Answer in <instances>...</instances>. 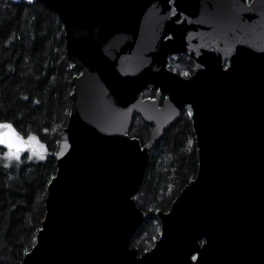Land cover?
Returning a JSON list of instances; mask_svg holds the SVG:
<instances>
[{
	"label": "water",
	"instance_id": "water-1",
	"mask_svg": "<svg viewBox=\"0 0 264 264\" xmlns=\"http://www.w3.org/2000/svg\"><path fill=\"white\" fill-rule=\"evenodd\" d=\"M10 1L58 16L80 72L42 225L20 264H264V0ZM180 56L192 75L168 68ZM184 111L197 172L155 213L159 238L138 256L130 241L149 214L134 196ZM135 115L152 126L144 145L129 135ZM21 139L17 155L33 152Z\"/></svg>",
	"mask_w": 264,
	"mask_h": 264
},
{
	"label": "trees",
	"instance_id": "trees-1",
	"mask_svg": "<svg viewBox=\"0 0 264 264\" xmlns=\"http://www.w3.org/2000/svg\"><path fill=\"white\" fill-rule=\"evenodd\" d=\"M64 34L58 16L43 5L0 0V122L11 123L34 147L33 152L11 157L0 147V264H20L34 246L45 215L44 193L56 172L58 135L71 111V81L80 74L70 67ZM168 67L182 76L195 69L188 56L170 59ZM143 96L155 94L145 90ZM151 130L135 115L129 135L144 145ZM197 166L195 136L184 111L152 148L134 196L149 214L130 241L139 255L159 238L155 213L169 210L195 177Z\"/></svg>",
	"mask_w": 264,
	"mask_h": 264
},
{
	"label": "snow or ice",
	"instance_id": "snow-or-ice-1",
	"mask_svg": "<svg viewBox=\"0 0 264 264\" xmlns=\"http://www.w3.org/2000/svg\"><path fill=\"white\" fill-rule=\"evenodd\" d=\"M33 139L32 137L29 138ZM26 143L23 141L9 122H0V145H4L9 151L6 153V156H16L21 146ZM15 148V151L13 149Z\"/></svg>",
	"mask_w": 264,
	"mask_h": 264
},
{
	"label": "flooded vegetation",
	"instance_id": "flooded-vegetation-1",
	"mask_svg": "<svg viewBox=\"0 0 264 264\" xmlns=\"http://www.w3.org/2000/svg\"><path fill=\"white\" fill-rule=\"evenodd\" d=\"M142 255H143V254H142ZM138 256H141V255L138 254Z\"/></svg>",
	"mask_w": 264,
	"mask_h": 264
}]
</instances>
